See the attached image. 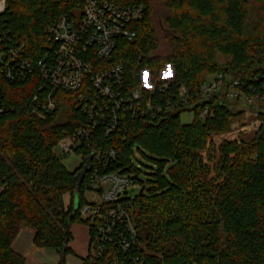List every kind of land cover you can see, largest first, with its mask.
I'll list each match as a JSON object with an SVG mask.
<instances>
[{
    "label": "trees",
    "instance_id": "16d2710c",
    "mask_svg": "<svg viewBox=\"0 0 264 264\" xmlns=\"http://www.w3.org/2000/svg\"><path fill=\"white\" fill-rule=\"evenodd\" d=\"M144 2L145 17L134 27L137 37L119 39L110 64H123L130 87L141 81L144 71L157 80L162 69L173 68L163 98V111L124 119L121 132L106 137L116 149L118 166L133 174L145 190L131 199L130 215L139 240L124 254L117 243H105L94 264H264V125L251 141L243 138L214 142L213 135L227 132L234 117L244 111L259 116L255 106L215 102V115L199 117L196 90L210 76L224 72L234 78L264 82V0H163L168 13L172 52L156 54L158 41L152 22L150 0ZM71 5L66 0H9L0 17V52L23 45L22 54L37 65L52 45L48 26ZM224 57V62L220 57ZM252 80V81H251ZM39 79L31 75L16 83L0 76L3 102L0 113V264H26L13 243L26 226L34 229V244L57 247L60 264L71 250L72 233L67 220L88 226L90 249L96 228L83 219L86 175L75 210L76 174L67 169L56 152L58 141L85 123L77 95L57 92L58 108L37 117L32 113ZM185 85L194 106L166 109L165 102L178 101ZM195 111L191 123L181 114ZM136 151L153 161L151 180L140 178L133 156ZM146 151V152H144ZM147 153V154H146ZM148 192L145 194V192ZM71 199L67 208L65 194ZM83 258V263L87 259Z\"/></svg>",
    "mask_w": 264,
    "mask_h": 264
},
{
    "label": "built area",
    "instance_id": "2783aa9c",
    "mask_svg": "<svg viewBox=\"0 0 264 264\" xmlns=\"http://www.w3.org/2000/svg\"><path fill=\"white\" fill-rule=\"evenodd\" d=\"M66 1L71 9L48 26L52 45L41 62L36 65L32 58L24 57L23 45L13 46L9 53L0 52V76L16 83L25 82L31 75L38 77L39 89L33 96L32 108L37 117L44 118L57 110L54 97L57 92L78 96V108L85 123L61 138L58 146L61 155L81 152L83 163L86 156H93L85 187L88 191L80 213L96 228L86 263L94 264L105 251L106 242L119 244L128 256L139 240L130 215L132 200L128 199V189L137 183L133 174H127L118 166L116 149L102 136L121 132L128 116L162 112L163 98L160 102L155 100L167 90L174 72L171 66V70L165 67L157 80H153L151 71H144L141 81L130 87L124 65L107 62L119 39L132 41L137 37L134 25L146 15L144 2ZM8 2L0 0V17L6 12ZM252 80L259 85L224 72L210 76L195 92V101L201 105L199 117L214 116L216 101L264 110V82L259 76ZM177 96V103L165 102L167 110L194 106L185 85L179 88ZM5 109L0 86V113ZM113 264L126 263L115 260Z\"/></svg>",
    "mask_w": 264,
    "mask_h": 264
},
{
    "label": "rangeland",
    "instance_id": "374dc122",
    "mask_svg": "<svg viewBox=\"0 0 264 264\" xmlns=\"http://www.w3.org/2000/svg\"><path fill=\"white\" fill-rule=\"evenodd\" d=\"M152 4V22L155 31V36L158 41V48L156 54L158 56H167L172 52V47L169 43V35L171 31L166 21V16L168 10L163 2V0H150ZM220 61L224 62V57H220ZM169 69V66L166 67ZM173 71V69H172ZM236 106V105H235ZM239 106V105H237ZM195 111L187 110L181 114V120L184 123H191L195 117ZM263 120L257 116L255 113L250 111H244L242 114L236 116L232 120L230 129L224 133H217L213 135L215 143L220 142L224 139H235L243 138L246 141L253 140L260 127L263 126ZM56 152L60 157L64 166L74 171L83 163L82 153L79 151H73L68 155H61V148L57 146ZM146 152V151H144ZM147 154V153H146ZM135 168L140 171V178L143 180H151L152 174L155 172L156 167L153 161L148 159L142 154V151H136L135 156H133ZM141 189L139 184L132 185L128 189V194L130 197L135 198ZM88 189L84 191V196ZM148 192L146 191L145 194ZM88 194V193H87ZM71 196L70 194H65L64 204L65 208L68 207L70 203ZM30 229L34 232V229L31 227H25L24 229ZM73 237L70 241L71 250L68 251L65 255L66 264H82V256L87 252L88 244V232L87 226L82 223H73L72 226ZM31 256L27 258L26 264H32L33 261L39 264H60L62 260L61 251L57 247H40L33 245L31 240Z\"/></svg>",
    "mask_w": 264,
    "mask_h": 264
},
{
    "label": "crops",
    "instance_id": "0c3cea01",
    "mask_svg": "<svg viewBox=\"0 0 264 264\" xmlns=\"http://www.w3.org/2000/svg\"><path fill=\"white\" fill-rule=\"evenodd\" d=\"M72 226H73V223L70 225V231L73 237ZM87 232H88L87 252L82 256V258H86L90 252V234H89L88 226H87ZM31 240L33 242V245H35L34 244V232L26 228V229H22V231L19 233L18 237L15 239L13 243L14 250L17 251L19 254L23 255L26 258V262H27V258L31 256V251H30L32 247L30 245ZM32 264H39V263L33 261ZM82 264L84 263L82 262Z\"/></svg>",
    "mask_w": 264,
    "mask_h": 264
},
{
    "label": "water",
    "instance_id": "95a60500",
    "mask_svg": "<svg viewBox=\"0 0 264 264\" xmlns=\"http://www.w3.org/2000/svg\"><path fill=\"white\" fill-rule=\"evenodd\" d=\"M169 70H171V67L169 66ZM92 155H88L85 158V163L81 164V169L76 174V180H77V187L74 193V203H75V210H78L80 207V195H81V186L82 183L86 177V175L91 171L92 168ZM145 190V187L143 186L140 189V193L142 194ZM74 217V214H71L70 217L67 220V230L70 229V225L72 222V219Z\"/></svg>",
    "mask_w": 264,
    "mask_h": 264
}]
</instances>
